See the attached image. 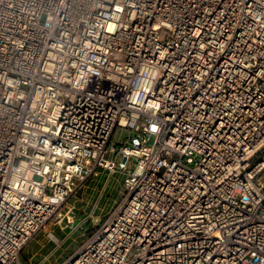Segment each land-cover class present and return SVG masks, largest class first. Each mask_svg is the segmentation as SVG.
Returning a JSON list of instances; mask_svg holds the SVG:
<instances>
[{
    "label": "built area",
    "instance_id": "2783aa9c",
    "mask_svg": "<svg viewBox=\"0 0 264 264\" xmlns=\"http://www.w3.org/2000/svg\"><path fill=\"white\" fill-rule=\"evenodd\" d=\"M99 168L59 264H264V0H0V264Z\"/></svg>",
    "mask_w": 264,
    "mask_h": 264
},
{
    "label": "rangeland",
    "instance_id": "374dc122",
    "mask_svg": "<svg viewBox=\"0 0 264 264\" xmlns=\"http://www.w3.org/2000/svg\"><path fill=\"white\" fill-rule=\"evenodd\" d=\"M129 136L128 129L117 127L112 135L111 144H116L118 141L125 140ZM153 141V137L150 139V143ZM129 167H132V161L128 162ZM125 175L118 171L109 180V189L106 192L101 206L104 204L108 205L116 197H121V193L124 190L122 187V181ZM121 192H120V191ZM90 195V193H89ZM98 197V192L95 198ZM73 201V199H72ZM72 205V204H71ZM85 207L76 206L74 208L75 214L83 217L89 212L86 207V213L81 212ZM108 213L103 216L88 218L85 224H78V219L75 220L71 227H65L60 229V226L51 224L39 231L25 246L22 251V258L26 263L31 261H40L42 264H59L64 260L69 254H71L79 245V243L89 235L93 230H95L102 222V219L106 218ZM66 222H63L65 225ZM56 237H54L53 235ZM46 258V259H45Z\"/></svg>",
    "mask_w": 264,
    "mask_h": 264
},
{
    "label": "crops",
    "instance_id": "0c3cea01",
    "mask_svg": "<svg viewBox=\"0 0 264 264\" xmlns=\"http://www.w3.org/2000/svg\"><path fill=\"white\" fill-rule=\"evenodd\" d=\"M118 172V171H117ZM116 172L114 173H109L108 170L104 168H99L98 173L91 175L84 183L82 186H80L75 193L71 196L69 200V204L73 206L74 208L78 205L81 207H85L81 210V212L86 213V207L89 210V212L85 215H82L83 217L79 216V214L75 215L74 222L75 220L78 219V224H85L87 222L88 218L95 219V217H100L103 216L104 214L108 213L115 205L116 203L121 199L124 190L121 193V197H116L108 205L104 204L101 206V202L106 194V192L109 189V180L114 176ZM124 181V179H123ZM123 181H122V187L123 186ZM120 191V190H119ZM98 192V197L95 198L96 193ZM121 192V191H120ZM90 193V195H89ZM73 199V201H72ZM104 221V218L102 219V222ZM74 222L69 225L68 227H71ZM102 222H99L98 225H100ZM60 229H62L60 227ZM53 235V234H52ZM54 236V235H53ZM55 237V236H54ZM56 238V237H55ZM46 259V258H45ZM40 264H42L40 261H35Z\"/></svg>",
    "mask_w": 264,
    "mask_h": 264
}]
</instances>
